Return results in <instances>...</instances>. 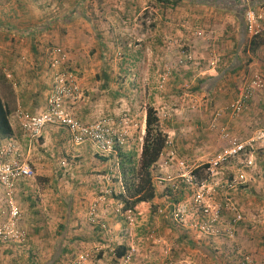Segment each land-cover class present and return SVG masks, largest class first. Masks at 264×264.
<instances>
[{
    "label": "rangeland",
    "instance_id": "obj_1",
    "mask_svg": "<svg viewBox=\"0 0 264 264\" xmlns=\"http://www.w3.org/2000/svg\"><path fill=\"white\" fill-rule=\"evenodd\" d=\"M66 1L71 4L72 12L70 14L72 16L68 23L71 26H59L52 33L55 37L59 36L66 41L65 44L61 41L60 44L62 45L55 46L49 51V66L54 71L53 81L58 72L68 69L72 71L81 88L75 72L66 67V63L57 69L53 68V60L57 57L53 51L61 47L64 51L66 50L69 54L76 56L82 55V52L85 51L91 70L96 71L89 77L90 85H96L93 87L94 89H97V85L102 81V72L99 71L103 67L111 69L113 73L117 71L120 75L114 77L112 73L109 76L111 77V85L114 86V83L122 81L126 89V95L123 93V99L128 100V102L136 98L143 106L147 102L144 101L146 98H153L154 109L160 118L162 127L166 119L171 118L173 122H176V131L179 128H190L194 131L198 126L210 131L208 124L198 125L197 122L200 121V117L204 116L212 120L217 110L227 107L231 100L238 96L239 89L247 81H250L256 73L255 70L257 73L260 70L258 66L250 67L251 58L247 52L248 47H244L240 53L245 69L241 76H227L224 79V90L219 93L218 99L207 96L206 91H197L200 80L213 77L210 75V70L215 69L217 75L225 70L227 57L225 53L237 52L235 46L232 48L233 42H231V47L226 49L228 41H234L230 36V24L232 23L230 20L232 18H230V14L212 10L209 5L212 0H206L205 5L192 0H184L175 7L160 4L156 0H32L33 3L43 7L46 5L60 7V5L68 4ZM73 8L75 9L73 10ZM63 10H66L65 5L61 6V10L58 9L57 13L60 11L63 15ZM198 33H202V36H199ZM263 38L264 36L261 39ZM187 52L191 57L190 60H185ZM256 59L261 63V58L257 57ZM176 72L180 74V85L168 86V91H166L165 88L161 87L162 84L167 82L173 84ZM2 78L5 76H1L0 81ZM177 80L176 78L175 81L177 82ZM1 85L3 86V84L0 83V88H2ZM165 85L163 84V86ZM169 87L172 88L169 90ZM174 87L179 89L176 90ZM109 93L106 94L108 103L114 102L113 93L115 90ZM91 95L92 102L102 100L103 94L99 92H91ZM161 102L163 103L161 104ZM148 108L150 107H147V111ZM165 108H168V111ZM248 112L249 110L242 116L247 115ZM254 115L252 112L251 116ZM181 117H183V122L179 123ZM260 117L264 119V113L261 112ZM121 118L123 119L122 123H116L118 128L126 129L127 132L131 131L132 135L127 137L123 148L120 150H123L124 153L142 152L146 130H143L140 117L136 115V121L129 118L127 114ZM100 119L103 117H98L94 121ZM257 126L259 127L256 129L258 132L264 130V123H259ZM57 131L62 130L57 129ZM177 132L181 133L180 130ZM214 133L218 132L214 131ZM63 137L65 138L63 145H66L68 141L64 133ZM130 138L135 139L134 142L130 141ZM8 143L0 144V146H5ZM22 143L28 153L29 144L32 145L31 148H34L36 153L53 147L52 143H49L47 147H41L43 143L40 140L36 144L35 142L30 143L28 140ZM73 146L67 144L65 150L76 147ZM88 147L91 148H87L86 156H68L63 150V154L59 158L65 161L67 166L59 164L60 166L58 165L57 168L54 166L53 172H51L53 175H58L59 180H63L61 185L55 178L54 180L51 177L45 178L40 176L41 174H38L34 180H27L24 183V187L30 192L28 194L31 195L30 200L32 198L34 202H37L36 205L28 203L29 206L26 204L25 211L21 208L22 218L17 226L25 230L26 241L23 244H18V242L1 243L0 245L3 244L8 247L10 252L4 262L0 259V264H45L48 261H51L50 264H76L80 255L88 253V246L95 250L93 256L90 257L92 263H97L98 255L105 249L101 243L103 240L98 239L101 224H106L108 227V231H105L108 236L107 244L115 243L118 245L120 243V245H128V247L132 245V247L139 248L141 254H145V249L150 246L149 243L154 241L149 238L152 231L150 229L154 228V217L142 214L137 209L136 221L130 225L126 214L123 212V204L118 202V195L125 191L121 180V190L115 188L114 184L101 192L94 188H82V185L74 186L76 182L71 174L72 168L79 166L77 170H80L83 167H88L92 163L91 159L93 161L95 159L97 150L91 145ZM262 149L261 146H257L255 154L258 158L264 156V153L261 152L264 149ZM14 159L30 166L29 160L20 155L19 147ZM46 159L53 162V158L49 154L45 156V161ZM137 159L139 161L138 157ZM80 175H85L84 171ZM117 175L121 177L120 168ZM2 189L4 198L0 201L2 206L0 227L8 223L7 218L2 216V212L8 211L7 190ZM106 191L111 193L107 194ZM95 201H100L103 204L102 211L107 210L102 214H99L98 211L99 224H92L88 219L89 211ZM18 205L20 206V204ZM259 227H264V225L260 224ZM110 231L117 232L118 236L111 235ZM116 238L118 239L115 240ZM60 249L66 251L61 254ZM18 255L21 258L20 261L17 259ZM251 255L255 256L250 258L253 264H264V258H258L256 253H248L246 256ZM114 256L116 253L111 255L109 250L107 257L109 262L107 261V264L117 263ZM140 259L142 258H139V261ZM171 262L177 264L174 259ZM120 264L123 263L120 262Z\"/></svg>",
    "mask_w": 264,
    "mask_h": 264
},
{
    "label": "crops",
    "instance_id": "obj_2",
    "mask_svg": "<svg viewBox=\"0 0 264 264\" xmlns=\"http://www.w3.org/2000/svg\"><path fill=\"white\" fill-rule=\"evenodd\" d=\"M213 1L215 0H212L211 4H209L212 10L230 14V18H232L230 20V22H232L230 24V36L234 41H228L226 49L231 47V42H233L232 48L235 46L237 50V52H233V54L232 52H230V54L225 53V55H227L226 68L221 73L224 75V78H221L211 91L197 89V91H206L205 93L207 96L218 99V97H220L219 93H222L224 90V79L227 76L242 75L245 68L243 67L244 62H242V54L240 51H242L244 47H248L247 52L251 58L250 67L258 66L260 69L258 73L261 72L264 77V44L260 46L255 54L249 52L250 43L253 38H251L247 32L245 23L246 12H244V10H246V7L251 6V0H225L224 2L222 0H217V4H214ZM66 3L68 4H63L66 10H63L64 13L61 15L60 11L59 13L57 12L58 9L61 10V6L63 5H60V7L57 5H46V7H43L33 3L32 0H0V77L5 76V78H2L0 81V83L3 84V86L1 85L2 88H0V96L10 112V123L13 129L12 136L9 139H0V144L8 142L17 144L20 155L25 157L26 160H29L30 166L35 171V177L41 174L40 176L45 178L51 177L53 180L55 178V180L60 182V185L63 180H59L58 175H53L51 172H53L54 166L57 168L59 164L67 166V163L60 160L59 157L63 154V150H65L67 144L72 145L69 136L64 131H57L56 128L48 129L40 140L43 143L41 147H47L49 143H52L53 147L36 153L34 148H31L32 145L29 144L28 153L26 147H24L22 143L27 140L23 138L16 113L18 110H24L32 114H40L45 110L54 74V71L49 66V51L55 46L62 45L60 44L61 41L63 44L66 43L64 39H61L59 36L55 37L52 33L53 31L55 32V29L59 26H71L68 24L72 16L70 14V12H72L70 9L71 4L68 1H66ZM222 3L225 4L223 5ZM74 9L75 8H73V10ZM227 17H229V15H227ZM86 54L87 53L84 51L82 55L79 54L82 56L80 57L79 55L76 56L68 53L67 62L65 64L66 67H69L75 72L82 88V97L74 108L76 117L84 122H90L101 116L103 118H111L110 116H112V119L120 124L123 120L121 117H124L126 114L135 121L137 115L140 117V123L142 122L143 130L145 131L147 107H155L153 105V98H146L144 101L147 102L143 106L136 98L129 102L128 100L125 101L123 99V93L126 92L125 84L120 81V83H114V86H112L110 83L111 77L109 76H111L113 72L107 67H103V69L99 71L102 72L101 76H103V78L101 83L97 85V89H94L93 87L96 85H90L89 77L96 71L91 70ZM186 56L189 57L188 52ZM257 57L261 58V63L256 59ZM236 63V72L233 74L228 73L231 69L233 70L232 66ZM255 71L257 73V70ZM179 72L174 74L173 84L167 82L163 83L166 85L163 86L162 84L161 87L168 91V86L180 85ZM113 75L116 77L120 75V73L114 71ZM210 75L214 78L219 76L216 74L215 69L210 70ZM176 78L178 79L177 82L175 81ZM158 81L159 77L157 83ZM171 88L169 87V90ZM174 88L176 90L179 89L178 87ZM149 89L152 90L151 87H149ZM113 90H115V93H113L114 102L108 103L106 94ZM91 92L103 94L102 100L99 102H92ZM261 94L251 102L247 115L242 116L240 119L226 115L220 120V126L225 127L230 134L239 139L247 140L255 138L258 133L256 129H259L257 125H259V123H264V119L260 117V113H264V90ZM232 101L233 100H231V102ZM162 103L163 102H161V104ZM165 110L168 111V108H165ZM252 112L255 114L254 116H251ZM182 118L183 117L180 118L179 123L183 122ZM210 119L202 116L197 123L198 125H210ZM171 120V118L166 119L163 123L162 129L164 133L173 138L178 156L196 167L205 166L208 161L215 157L226 146L219 132L214 133L212 130H204L198 126L196 128L197 130L194 129V131L190 128H179L178 130H180L181 133H178L175 127L176 122ZM184 124H187L186 121ZM202 129L203 131L200 132ZM253 131L255 132L253 133ZM63 133L66 135V140L68 141L66 145H63V139L65 140ZM128 134L131 136L132 132L129 131ZM134 140L135 139L132 138L130 141L134 142ZM257 146H261L264 149V143H257ZM87 148L91 147L85 145L72 149L67 148L65 151L68 156H86L88 153ZM135 152L140 160L141 152ZM261 152L264 153V151ZM47 154L53 158L54 164L51 160L46 159L45 161V156H47ZM95 154L94 161L91 159L92 163H90L91 165H88V167L77 170L79 166L74 167L72 165L74 169L72 168L73 172L71 174L76 182L74 186L82 185V188H94L101 192L102 190H106L111 184H114L115 188L121 190L120 176L117 175L119 174L120 168L119 156H117V158L113 155L107 156L98 151H96ZM59 160L60 163H58ZM256 164L257 170L253 177L247 181L246 185L239 186L237 190L233 192L232 198L244 216V220L235 225L233 239L222 238L212 239V241L207 240V238H203V236L197 232L179 229L169 221L167 217H159L155 213L154 228L150 230L155 232L157 237L161 240L160 243L156 241L149 243L150 246L145 249V254H141L142 252L139 248L135 246L132 247V245L128 247V245H120V243L118 245L115 243L107 244V233L101 229L98 239L103 240L101 243L104 245L105 249L98 255L99 260L94 264H107L109 250L110 254L114 255L117 253L116 249L120 246L126 247L127 253H130L131 249L136 251L129 264H173L171 262L173 259L176 260L177 264H251L246 262L245 258H254L255 256H246L248 253H256L258 258H264V227H259L260 224L264 225V156L260 158L257 156ZM156 170L157 172L160 171L159 165L156 166ZM83 171L85 175H80ZM221 173L218 181H230L237 172L235 168L230 167L224 169ZM25 182L26 181H21L17 184L15 195L16 202L20 204L24 211L26 210V204L31 203V205H36L37 203L36 201L34 202L32 198L30 200L31 195H28L30 192L24 187ZM155 187L156 197L153 203L158 207L165 202V194L162 192L161 185L157 183L156 180ZM2 188L3 187L0 185V196L2 197H0V201L4 198ZM112 191L115 192L113 189ZM216 196L218 201H222L221 194H217ZM118 202L122 204L121 201ZM176 203L181 211H185L188 215L192 216L190 208V204L192 203L191 191L187 190L177 195ZM102 207L103 204L100 202L99 214L107 212V210L102 211ZM1 209L2 206L0 204V214ZM137 209L141 210L140 208H136V210ZM145 217L149 218L148 216ZM257 224L259 225L257 226ZM110 234L118 236V233L114 231H110ZM117 239L118 238L115 240ZM171 249L173 250L172 252ZM65 251L60 249L61 254ZM9 252L10 250H8V247H5L3 244L0 245V259L3 262L7 259ZM87 252L91 257L95 253V250H93L91 246H88ZM139 258L142 259L139 261ZM17 259L18 261L21 260L19 255ZM114 259L117 262L116 264H120V258L114 256ZM50 262L51 261H48L45 264H50ZM85 264H93L91 258Z\"/></svg>",
    "mask_w": 264,
    "mask_h": 264
},
{
    "label": "built area",
    "instance_id": "obj_3",
    "mask_svg": "<svg viewBox=\"0 0 264 264\" xmlns=\"http://www.w3.org/2000/svg\"><path fill=\"white\" fill-rule=\"evenodd\" d=\"M245 23L251 38L263 37L264 4L248 9L245 13ZM198 34L202 36V33ZM53 54L57 56L53 60V68L57 69L67 62V54L62 48L55 49ZM190 59V56L185 55V60ZM62 71L54 78L47 105L42 113L17 111L16 118L23 137L30 143H36L43 138L48 129L56 128L66 132L71 144L76 147L91 145L99 153L117 158L119 150L123 148L129 136L127 130L119 129L111 118L93 122L78 119L74 108L81 98V88L72 71L68 69ZM263 90L264 77L255 73L250 81L239 89L238 96L227 107L217 110L213 115L209 125L210 130L219 132L226 146L203 167H196L181 159L177 154L173 138L167 137L160 159L152 169L153 179L155 172V180L161 185L165 194V202L156 209L157 216L167 217L179 229L197 232L207 240L234 238L235 225L243 221L244 216L232 198L233 192L239 186L246 185L255 174L257 143H264V130L258 132L255 138L242 140L230 134L225 127H221L219 122L226 115L233 118L241 117L249 110L252 100ZM17 153L18 147L14 142L0 146V185L7 190L8 200V211L2 212L8 223L0 227V243L23 244L27 236L25 230L17 226L23 212L15 200V194L17 184L34 179L35 171L26 163L16 161L14 157ZM157 165L159 172L156 170ZM230 167L235 168L237 172L233 179L218 181L221 172ZM187 190L192 192L190 204L192 216L181 211L176 203L177 195ZM106 193L111 192L106 191ZM217 194L222 195V201L216 199ZM99 203V201L95 202L89 211L88 219L92 224H99ZM124 213L130 225H133L136 221V210H128ZM101 229L108 231L106 224H101ZM149 238L161 242L154 231L150 233ZM135 252L131 249L130 253L121 258V262L129 264ZM89 258L88 253L82 254L76 264H85L90 260ZM245 261L253 263L249 257H246Z\"/></svg>",
    "mask_w": 264,
    "mask_h": 264
},
{
    "label": "trees",
    "instance_id": "obj_4",
    "mask_svg": "<svg viewBox=\"0 0 264 264\" xmlns=\"http://www.w3.org/2000/svg\"><path fill=\"white\" fill-rule=\"evenodd\" d=\"M156 1L160 4H168L175 7L184 0ZM192 1L203 5L206 4V0ZM222 1L224 2L225 0ZM213 2L217 4L218 1L215 0ZM263 3L264 0H251V6L246 7L244 12H247L250 8L261 6ZM261 38H254L251 41L249 52L255 54L260 46L264 44V39ZM232 67L233 70L231 69L228 73L233 74L236 72L237 63L233 64ZM223 76L221 74L217 78L209 77L202 79L199 81L197 89L211 91L218 81L224 78ZM12 134L13 129L10 123V112L0 96V139H9ZM167 137L168 135L162 129L157 112L154 108L150 107L147 111L146 134L140 160L138 161L137 154L134 152L124 153L123 150H119L120 180L125 191L119 195L118 200L122 202L124 212L140 208L142 214L154 217L157 206L153 203L156 197V187L152 169L160 159L161 153L166 145ZM116 250V256L118 258H122L127 254V249L124 246H120Z\"/></svg>",
    "mask_w": 264,
    "mask_h": 264
},
{
    "label": "water",
    "instance_id": "obj_5",
    "mask_svg": "<svg viewBox=\"0 0 264 264\" xmlns=\"http://www.w3.org/2000/svg\"><path fill=\"white\" fill-rule=\"evenodd\" d=\"M160 1H172V0H160Z\"/></svg>",
    "mask_w": 264,
    "mask_h": 264
}]
</instances>
